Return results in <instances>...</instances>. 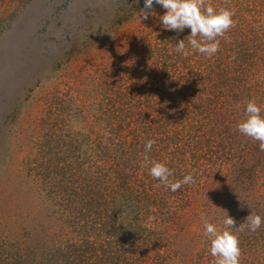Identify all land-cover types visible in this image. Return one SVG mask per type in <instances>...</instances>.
I'll list each match as a JSON object with an SVG mask.
<instances>
[{"label":"rangeland","instance_id":"1","mask_svg":"<svg viewBox=\"0 0 264 264\" xmlns=\"http://www.w3.org/2000/svg\"><path fill=\"white\" fill-rule=\"evenodd\" d=\"M141 9L144 0H0V264H56L57 252L77 240L69 217L74 209L62 200L70 184L83 181L80 170L92 164L96 150L111 147V68L141 59L152 37L168 30L159 19L162 6L154 3L155 14L147 20L139 16ZM260 12L256 17L264 26V7ZM180 39L187 44L185 36ZM194 53L184 71L212 63L209 57L202 64L206 56ZM131 74L123 81L137 82L138 76L144 82L143 70ZM54 153L62 164L72 163L60 184L46 173ZM263 159L240 186L230 183L232 174L224 175L221 164L204 182L194 175L199 182L187 194L166 195L167 206L157 215L161 224L146 232L150 237L136 245L141 252L127 253L124 264H212L201 214L218 226L224 210L235 227L251 211L264 221ZM120 209L119 219L147 225L135 209ZM263 224L256 232L236 231L240 264H264L258 236ZM88 230L86 237L94 238Z\"/></svg>","mask_w":264,"mask_h":264},{"label":"trees","instance_id":"2","mask_svg":"<svg viewBox=\"0 0 264 264\" xmlns=\"http://www.w3.org/2000/svg\"><path fill=\"white\" fill-rule=\"evenodd\" d=\"M232 1L233 18L239 22L225 33L227 40L219 38V50L210 57L211 64L206 56L201 63H209L203 69L184 71L187 57L172 50L181 36L187 38L190 28L153 36V43L141 59L127 62V68H111L115 99L106 108L115 112L111 141L107 142L111 147L96 150V159L80 170L84 183L70 184V192L62 200L74 209L69 217L75 220L77 240L57 252L56 264H124L127 253L141 252L136 245L150 237L146 232L161 224L157 215L167 206H163L166 195L170 199L182 196L196 185H182L175 192L158 186L160 181L142 166L145 156L165 163L173 173L169 177L173 181L192 172L204 182L213 167L222 164L224 175L232 174L233 186L243 184L254 162L262 161L263 152L256 149L259 142L241 134L236 125L249 99L254 98L264 114V26L256 17L258 12L261 14L264 0ZM218 3L212 5L228 6L224 0ZM142 70L144 82L138 76L137 82L123 81V77L127 79ZM148 139L156 143L146 152ZM52 155L53 161L47 157L46 173L54 179L53 184H60L72 163L62 164L63 160ZM119 207L123 211L135 209L147 225L119 219ZM88 229L95 242L90 243L94 238L86 237ZM258 236L262 243L264 234Z\"/></svg>","mask_w":264,"mask_h":264},{"label":"clouds","instance_id":"3","mask_svg":"<svg viewBox=\"0 0 264 264\" xmlns=\"http://www.w3.org/2000/svg\"><path fill=\"white\" fill-rule=\"evenodd\" d=\"M154 3L166 10L159 17L164 29L180 32L190 28L187 44L185 39L179 40L172 48L184 57L189 56L192 51L207 57L215 55L220 47L219 38L227 40L225 33L235 27V8L230 6V0H224L228 6H213L210 0H144V9H141L139 16L147 20L149 15H154ZM236 127L244 136L258 141L259 150L264 151V114L254 98L247 101L243 118ZM155 143V139L146 140L145 151H151ZM142 166L148 167L149 174L160 181L158 186L162 185L173 192L182 185L196 183L192 172L184 175L181 180H170L173 173L167 165L155 159L149 160L147 156ZM224 212L225 216L219 226L211 223L205 214H201L204 235L210 242V254L214 257L212 264H240L241 249L236 231L247 228L250 232H256L264 221L260 215L251 211L245 221L235 227L234 218L225 210Z\"/></svg>","mask_w":264,"mask_h":264}]
</instances>
